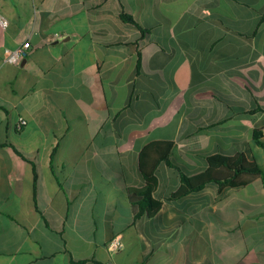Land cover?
I'll return each mask as SVG.
<instances>
[{
  "label": "crops",
  "instance_id": "1",
  "mask_svg": "<svg viewBox=\"0 0 264 264\" xmlns=\"http://www.w3.org/2000/svg\"><path fill=\"white\" fill-rule=\"evenodd\" d=\"M256 129L264 0H0V264H264L261 178L167 200L181 179L161 162L154 217L126 189L159 139L188 174L218 152L264 167Z\"/></svg>",
  "mask_w": 264,
  "mask_h": 264
},
{
  "label": "trees",
  "instance_id": "2",
  "mask_svg": "<svg viewBox=\"0 0 264 264\" xmlns=\"http://www.w3.org/2000/svg\"><path fill=\"white\" fill-rule=\"evenodd\" d=\"M122 19L134 24L143 33H149V30L143 28L131 14L124 12ZM262 136V131L256 129L255 141L264 147ZM174 144L175 142L171 139L153 140L141 150L139 169L144 176L145 185L126 188L136 218L143 215L154 217L165 206L166 200L155 196L159 186L157 169L161 162H166L169 167L177 170L181 179L180 187L167 200L179 199L191 193L200 192L209 185H216L222 190L244 187L258 178H261L264 183V167L257 162L256 158L245 153L211 154L207 157V168L204 171L188 174L171 156ZM18 153L27 159L23 153L19 151ZM75 263L78 264L79 261Z\"/></svg>",
  "mask_w": 264,
  "mask_h": 264
},
{
  "label": "built area",
  "instance_id": "3",
  "mask_svg": "<svg viewBox=\"0 0 264 264\" xmlns=\"http://www.w3.org/2000/svg\"><path fill=\"white\" fill-rule=\"evenodd\" d=\"M2 23L6 24L4 20H2ZM31 48H32V45L30 41H25L24 43L20 44L16 48L6 49L4 53V61L9 64L19 63L20 61H22L24 58L27 57ZM26 125H27V120L23 117H20L17 126L20 129H22ZM122 246H123V243L120 238H116L109 243V248L112 251H117Z\"/></svg>",
  "mask_w": 264,
  "mask_h": 264
}]
</instances>
